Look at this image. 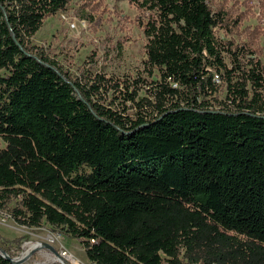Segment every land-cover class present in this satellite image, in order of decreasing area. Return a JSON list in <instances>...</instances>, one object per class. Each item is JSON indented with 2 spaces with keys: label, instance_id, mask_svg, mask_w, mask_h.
I'll list each match as a JSON object with an SVG mask.
<instances>
[{
  "label": "trees",
  "instance_id": "16d2710c",
  "mask_svg": "<svg viewBox=\"0 0 264 264\" xmlns=\"http://www.w3.org/2000/svg\"><path fill=\"white\" fill-rule=\"evenodd\" d=\"M69 1L0 0V210L14 199L17 224L75 238L93 264H264L263 77L259 60L243 69L215 37L223 11L131 0L149 11L146 61L163 84L152 114L130 118L31 44ZM213 71L234 109L196 100Z\"/></svg>",
  "mask_w": 264,
  "mask_h": 264
},
{
  "label": "rangeland",
  "instance_id": "374dc122",
  "mask_svg": "<svg viewBox=\"0 0 264 264\" xmlns=\"http://www.w3.org/2000/svg\"><path fill=\"white\" fill-rule=\"evenodd\" d=\"M207 3L211 9L223 11L224 20L213 29L214 35L225 47L239 51L242 68L246 70L251 61L259 60L263 77L259 91L264 99V0H207ZM148 14L146 8H139L131 0H70L63 9L43 19L30 41L70 80L86 88L98 82V93L93 96L96 102L130 118L141 112L150 116L149 106L155 102L153 93L163 80L161 70L146 61L142 26ZM222 55L227 67H231L232 56L226 51ZM212 74L214 88L201 92L196 100L210 109L226 106L234 109L223 71ZM166 83L179 88L168 79ZM246 89L251 93L249 81ZM171 100L175 103L177 97ZM169 101L166 98L165 105ZM0 145H3L1 138ZM14 204L13 199L0 210V246H8L7 254L20 258L17 264H58L56 253L61 245L79 264H93L75 238L46 223L38 227L17 224L6 210ZM28 242L41 244L30 249ZM42 242L51 247L42 246ZM181 264H186V260L181 259Z\"/></svg>",
  "mask_w": 264,
  "mask_h": 264
},
{
  "label": "built area",
  "instance_id": "2783aa9c",
  "mask_svg": "<svg viewBox=\"0 0 264 264\" xmlns=\"http://www.w3.org/2000/svg\"><path fill=\"white\" fill-rule=\"evenodd\" d=\"M42 246L49 247L50 245L42 242ZM56 258L58 264H79V260L62 245L57 248Z\"/></svg>",
  "mask_w": 264,
  "mask_h": 264
},
{
  "label": "water",
  "instance_id": "95a60500",
  "mask_svg": "<svg viewBox=\"0 0 264 264\" xmlns=\"http://www.w3.org/2000/svg\"><path fill=\"white\" fill-rule=\"evenodd\" d=\"M51 247V246H49ZM52 249V248H51ZM54 251V249H52ZM55 252V251H54ZM0 255H2L5 259L9 260L13 264L19 263V261L14 260L17 256L11 257L9 254H7L3 249L0 248Z\"/></svg>",
  "mask_w": 264,
  "mask_h": 264
},
{
  "label": "bare ground",
  "instance_id": "6f19581e",
  "mask_svg": "<svg viewBox=\"0 0 264 264\" xmlns=\"http://www.w3.org/2000/svg\"><path fill=\"white\" fill-rule=\"evenodd\" d=\"M28 244H29V248L32 249V248H34V247L40 245L41 243H40V242H28ZM30 249L27 250L26 254L29 253V250H30ZM14 260H16V261H20V258H19V257H16Z\"/></svg>",
  "mask_w": 264,
  "mask_h": 264
}]
</instances>
